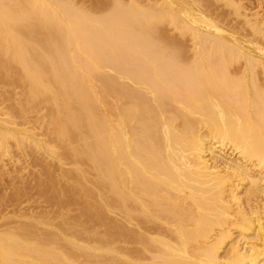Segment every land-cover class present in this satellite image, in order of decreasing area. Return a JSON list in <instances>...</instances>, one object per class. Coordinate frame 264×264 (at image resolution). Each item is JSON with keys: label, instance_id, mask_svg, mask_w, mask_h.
Wrapping results in <instances>:
<instances>
[{"label": "bare ground", "instance_id": "obj_1", "mask_svg": "<svg viewBox=\"0 0 264 264\" xmlns=\"http://www.w3.org/2000/svg\"><path fill=\"white\" fill-rule=\"evenodd\" d=\"M138 1L0 0V145L55 156L87 214L5 217L0 264H264V44L205 0ZM40 107L51 143L4 125Z\"/></svg>", "mask_w": 264, "mask_h": 264}, {"label": "rangeland", "instance_id": "obj_2", "mask_svg": "<svg viewBox=\"0 0 264 264\" xmlns=\"http://www.w3.org/2000/svg\"><path fill=\"white\" fill-rule=\"evenodd\" d=\"M74 1L76 3H79V4L81 3L84 6H88L92 2H95L96 0H94V1L93 0H74ZM100 1H102L101 4L103 3L102 6L105 4L104 7L105 6H109V3H111L110 2L111 0H100ZM122 1L123 2L124 1L127 2V0H122ZM142 1H144L145 3L147 2L146 4H150L152 1L155 2V0H150V2L147 1V0H140L138 2L142 4ZM208 1L210 2L209 3L210 6H205L204 3H208ZM208 1L207 0H205V2L203 1V8H207L210 11L212 9L214 10V9L217 8V10L213 11L214 13L215 12L217 13L218 10L222 9L221 12L225 13L223 15H219L221 17H218V18H221V19H219V23H220V21H222L221 23L223 24L226 21L225 22L226 25L223 24V26H222V24L220 23V24H218L219 26L223 27V29L225 28V30L229 29L230 25L232 27V24H233V27L237 26L236 28L238 30H236V28H234L235 31L239 32L240 34L247 33V37L249 36L248 38L250 40V46L252 45L251 47H254L256 45V43L264 44V40H263L264 38L262 39L257 34L256 35H254V34L252 35V32L250 31V29L246 27L247 25L245 26V23H243V22H245V18H244V14H243L245 12H247V13L249 12L248 13L249 16L246 15L247 13H245V15L251 21L252 20L253 21H258L260 19H264V16H263L264 15V0H262V1L261 0H247L248 2L246 0H241L239 2V3H241V7L237 11V14L238 13L240 14L239 16H237L230 8H227V5L226 6H225V4L223 5L222 4V3H224L223 0H222L223 2H221L219 0H217L218 2L216 0H212V1L208 0ZM213 1L214 2L216 1L215 2L216 5L214 4ZM217 3H218V5H217ZM209 4H206V5H209ZM213 5H214V8L211 9V7ZM215 6H216V8H215ZM244 6L246 8L245 11H244L245 8L243 9ZM221 12L217 13V14H221ZM241 14H243V16ZM224 15H227V16L222 17ZM240 16L242 17V20L240 19L241 18ZM253 18L256 19V20H254ZM222 19L224 20V22H223ZM237 22H238V24H237ZM241 24H242V26H241ZM224 25L226 27H224ZM227 25H229V26L227 27ZM243 25L246 28H244ZM162 28L161 29L163 30V32L168 34V35H165V38L167 37V38L170 39V38L173 37L172 38L173 40L176 39L177 35H176V31H174V28H171V26H166V25L163 26ZM231 29H233V28H231ZM245 30H246V32H245ZM169 35H170V37H168ZM182 37L181 36L177 37V40L180 41L181 43L185 44V45H189V42H190L189 39L186 38L185 36H184L185 39H184V37L182 39ZM178 38H180V39H178ZM253 38H255V39H253ZM169 39H167V40H169ZM253 42H255L254 45H253ZM6 83L7 82H5V83L3 82V84L5 85V87H4L3 84L0 81V85H1L0 86V94L2 93L1 91H4V88H6ZM12 84H15V83H12ZM18 87H19V85L17 86V84H16V86L14 87V89L15 88L16 89L15 90L13 89L14 92L12 93V91H13L12 90L11 93H9V95L7 94L8 98L10 96V98H11L10 100H6V98L4 99L3 97L0 96L1 97L0 101L2 100L1 103H3V104L0 103L1 107L4 106V105H8V103L9 104H14V103L16 104L18 102V99H15V97H14L15 94H17V95L20 94L21 95V93H22L21 92L22 89L20 87L19 88ZM5 91H6V89H5ZM12 97L14 98V100H13ZM12 101H14V102H12ZM1 111L4 112V110H1ZM6 111H7V109H6ZM42 113H43V115L47 113V108L46 107L36 108V110H35V108H33V109L28 108V110L25 111L24 114H23V115H26V116L20 117L18 114H15V116H13L14 117L13 119L15 121L12 120V118H10V120H12L14 123H12L10 125H7V124H4V125L8 126L11 129L13 128V130H20V129H23V128H25L28 131L30 130L28 135H32L38 140L40 139L39 141L44 142V144H45L46 142L48 143V141L50 142L51 140H50L49 137H47V135H45L46 129L43 128L44 129L43 130V129H41L42 127L40 128V126H42V124H41L39 118H40V116H42ZM1 118L6 119V117L4 115H3V117H2V115L0 116V121H1ZM25 121H26V123H25ZM15 122L18 123V124H16L17 127L15 126ZM37 122H39V123H37ZM11 125H12V127H11ZM32 133H34V134H32ZM35 135L38 136V137H36ZM8 138L5 139V142L8 141L6 143L3 140V143H5L6 145L5 144H3V145L1 144L4 147L3 148L0 147V154L2 155V156L0 155V224H1L0 226H2L1 228L5 227V225H6L5 224L3 226V224H2L3 221L7 220V221H9V223H11L12 221L18 222L19 220H21V222H22V218H24L23 215H25L26 217H29L28 216L29 214H30V216H32V215L34 216L35 215V217H36V215L38 216L39 214H42V216H44V219H47L48 221H49V219L51 221L54 220V222L56 223L57 220L59 221V219L63 217V216L60 217V215H64V216H66L68 218H71V220H72V219H75V217L77 218V216L79 214L81 215V213H82V215L81 216L79 215V216L81 217L82 220L84 219L86 221L87 214H86V212L84 213L85 208H83L85 206V203H84L85 201L84 200H81V201L79 200L77 202L74 201L75 205L73 204V202L72 203L69 202L70 204L68 203V205L65 208H61V207L59 208L58 207L59 205L57 204L58 202H56V200H54V199L57 198V195H59V193H60L59 184H61V182L58 180L59 179V175L61 176V174L64 173V170L62 169V167H59V165H57L58 161H56L57 160L56 158L54 159L55 156L54 157L47 156L42 151H39L36 148H34V145L30 144V143L29 144L28 143L27 144L24 143L25 145H22V144L19 145V144H17L16 141H13L14 139H12V140L9 139L10 140V142H9ZM0 139H2V138H0ZM41 139L42 140L46 139V140L42 141ZM1 142L2 141L0 140V143ZM59 151H58V153H59ZM42 162H43V164H42ZM40 164H42V165H40ZM60 168L63 170V173H61V174H60V172L62 170ZM69 168H71L69 164L64 167L65 171H68L67 169H69ZM53 173H54V175H52ZM49 174L51 175V178H52L51 180H53L51 182H53V184L55 183V187L56 188H57V185H58L59 192L56 189H55V192H54V190H52V188H51V184L52 183L50 184V182H49V178H50ZM54 178H56L57 181L54 182V180H55ZM56 182H57V185H56ZM43 184L44 185L46 184V185L43 186ZM47 184L48 185L50 184V185L48 186ZM41 185H42V187H41ZM53 193H56V195L55 194L53 195ZM53 201H55V203ZM79 207H81V208H79ZM79 210L81 211V213H80ZM39 212H41V213H39ZM46 213H48L50 215H47ZM85 215H86V217H85ZM5 217L6 218H11L12 217L11 218V222H10V220L6 219ZM51 217H53V219ZM2 218H3V220H2ZM15 223L12 222L11 224H8V226L16 225L17 223L16 224ZM91 223L89 222V223H87V225L90 224V226H92ZM8 226L6 225V227H8ZM93 226L95 227L96 225H93ZM96 227H97L96 228L97 231H99V232H101L103 230V228H101L98 225ZM116 245L120 246L121 248L122 247L125 248V246H127L126 244L124 246V243L118 242V241H116ZM131 246H132L131 248H133V245H131Z\"/></svg>", "mask_w": 264, "mask_h": 264}]
</instances>
